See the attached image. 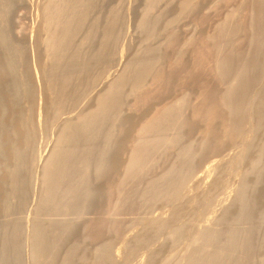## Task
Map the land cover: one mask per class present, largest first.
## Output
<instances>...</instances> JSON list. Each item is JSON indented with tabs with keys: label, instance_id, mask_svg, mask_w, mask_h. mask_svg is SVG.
Listing matches in <instances>:
<instances>
[{
	"label": "bare ground",
	"instance_id": "6f19581e",
	"mask_svg": "<svg viewBox=\"0 0 264 264\" xmlns=\"http://www.w3.org/2000/svg\"><path fill=\"white\" fill-rule=\"evenodd\" d=\"M36 1H37V7H36L37 15L36 16L39 15V17H40V19L38 21V25H40V29L43 31V34L39 33L40 34L39 36H40V38L42 37V39L45 43V52L47 54L46 57H47V60L49 61V62H47L48 64L46 63L47 66L43 67L40 70L41 75H42V79L46 80V84L44 86L43 93L45 94L44 95V97H45L46 95H50L52 93L54 94V92L56 95V93L58 91L59 98H58V100L55 99L54 101L59 102L60 99L65 97V94H66V97L69 94V93H66L67 92L66 89H68V87H69L68 85H70L71 82L74 84V81L79 78L78 75H76L77 73L80 74V71L81 72L85 71L84 69H87V67L90 66L92 63L95 64V63L100 62L102 60L105 61V59L108 58L107 57L108 55L106 54L107 48L105 49V47H106L105 42H106V39L109 41L113 38L114 31L112 28H114L115 26L112 24H115L114 22L116 21L117 14H119V12L121 11L120 10L121 9L120 3L117 2V4H115L114 6H110L109 8L107 7L108 15L109 14L112 15V20H111L112 24H111V22H109V25L106 23L109 27H106V30L104 29L102 31L103 32L102 33V38H103L102 40L105 41L104 42L105 44L100 45L92 53L89 52L90 54H88L87 52H82L80 50V47H82L86 43H89L92 40V38H95L93 36H94V34L96 35L95 32H98V31L90 28L88 30V32L86 33L85 38L83 37L84 40L83 41L79 40L80 44L81 45L83 44L82 46L80 45L79 47H77V45L75 44L76 43L75 38H76V35L78 34V33L76 34L75 31H77L76 29H79L78 27H80L81 25L83 26V24H85V23H83L84 21L87 20V18H86V20H84L85 15L86 16H88V14L90 15V13L92 11H94V9H96L97 5H100L101 8L103 7L101 5V3H98L97 2L98 0H39V1L36 0ZM256 1L259 3L257 5V8H263L264 9V0H256ZM11 2H10V0H0V13H2L8 7L9 3L12 4ZM147 2H148L147 6L145 5L146 9H144V11H145L144 15L141 14L142 18H140L141 20L138 22H140L139 26L141 27V29H143L142 27H144L145 30L147 29L148 34L146 36L148 39H150V38H153L154 36L157 35V26H158V20H159V18H157V17L152 18L150 14L154 11V9L156 8L155 6L158 5V2H160V0H148ZM242 2H243V0H242ZM241 3H240V5H241ZM196 6H197L196 0H180V2L178 3V6H177L178 7L177 11L180 14H186V13H189L191 11L193 12V10L196 9ZM122 7H123V5H122ZM239 8H241V7L239 6ZM104 9H105V7H104ZM104 9L102 8V11ZM256 10L257 9L251 10L252 12L248 11V13H250V19H249V25H250L249 28L250 29H252V25H254V26L257 25L255 23H252V16L254 14H257ZM232 11L237 12V10H232ZM178 12H177V14H179ZM234 12L230 13V15L228 14V17L234 16ZM3 14H5V13L3 12ZM235 14H237V13H235ZM111 15H110V17H111ZM0 16L2 17V15H0ZM78 16H80V17H78ZM243 16H244V14H243ZM247 16H248V14H247ZM228 17H224V18L226 19ZM81 18H83V20ZM5 19H6V17H5ZM232 20H233V18L231 19V21ZM243 21H244V19H243ZM94 22H95V20H94ZM260 24L264 25V17L260 20ZM260 24H258V25H260ZM230 25L227 24V22H225V20H224L223 23H220L217 26L215 33H211L212 35L209 34L206 37V40L208 42L207 44L211 47V49L213 51L212 56L214 58L213 62H212L213 59L212 58H211L212 60L210 59V61H211L210 63H212V65L211 64L209 65L208 63L207 64L210 67H214V69L211 68L213 71L207 67L208 65L206 66V64H205L206 62H208L207 60H209V58L206 57L208 52H206V55H205L207 60L205 57L203 58V56H202L203 59H201V60H204V59L206 60V62H204V63L202 62L203 64H205L204 67L205 68L207 67L208 69H210V71L213 72V73L212 72L211 73L213 75H215L214 77L217 76V80L222 84V89H219L216 87L217 91H214L212 93L210 91V89L213 86H211V88H210L209 87L210 85L207 84V87H209L208 88L209 93H208L207 90L202 91V89H201L203 86L202 85V86H200V91L197 93L195 101H192L191 103H189L191 100H189V102H188L189 97H187V95H185L183 93L184 94L183 96L178 97L175 100H170V101L163 102V103L157 102L156 105L159 107H156L155 110L152 111V113L143 116V118L139 121L137 127L135 128L133 139L131 141V146L126 153L125 161L122 163V172H121L120 176L117 177L118 179L115 182H113V183L111 182L110 184H107V185H109V195L112 196L115 194L114 199H112L113 200V204L111 205L112 207L109 206L104 212V216L108 217L109 221H105L102 219L101 224H98L96 226L93 225V221L91 219H89V220L85 219L86 217L84 216V212L87 210L86 208L89 209L88 205L91 204L90 200H92L93 198L95 200V197H94L95 193L93 192V190L91 188V182H92L91 177H92V175H93L94 179L99 178V177H103V175L106 173V171L109 170V168L111 166L110 165L111 164L110 159H111L115 149L118 148L117 137L119 136V138H120L121 134H123V132H124L123 127L127 121V117H126L127 115L125 114V111L128 109L129 110L133 109V107L138 108L139 106H137V104L140 105L141 103H145L144 99L147 97L149 99L147 98L146 101L147 100L151 101L150 95L153 94L152 92H155L157 89H158L157 92L158 91L160 92L159 87H161V89L163 88L162 82H164V80H166V78L159 75V71L157 70V67H158L160 60H161V54L157 50V48L154 46L153 47L146 46L145 49L141 53L135 54L131 59L128 58L129 60H127V63H123L125 65V66H123V69L121 68L122 70L119 71L117 75H115L114 77H112L110 80H108L106 82L107 83L106 87L104 89L102 88L103 91L96 93L95 104H93L94 106L91 107L90 110H88L85 113H80L77 116L75 122H73L74 120L73 121L71 119L69 120V118L64 121L63 125L60 126V128L57 131V134L55 136V144L52 147L51 152H49V155L47 156V158L43 162L41 173H40V176L38 177L39 178L38 181L40 182V184H39L40 188L37 191V197L35 198L36 201L34 200L35 203H34L33 207L35 208L36 212L47 211V210L49 212H50V210L61 211V209H63V208L67 209V210L70 209L71 211L73 209H75L76 211L75 210H73V211L77 212L78 215L76 214L75 218H67V219H65L66 218L65 217V218H61V219L52 218V219L44 220L45 218L38 219L36 217H31L28 220V223L32 222L31 226L29 227L30 231L28 233V236H29L28 241L31 244V247H30L31 248V263L30 264H42L43 263L42 257L47 256L48 254L46 255V252L49 253V251H53V252L52 253L50 252V254L47 258L49 260L47 262H45L46 259L43 260L45 262L43 264H51L50 261L54 262V264H55V261H56V264H76V262H79L80 260L81 261L85 260V264H86V261L89 262L88 258H86L85 255H82L83 253L82 254L79 253L81 244H79V243L69 244L67 246V249H65L66 251H64V253L61 251V254L63 253L62 255L58 254L59 251L61 250L59 247L64 248L65 245L68 244L67 237L72 236L71 234L75 231V229L77 228V225L81 223L80 222L81 220L83 222L85 221L82 224H84V226L88 227V229H89L88 233H87L88 236L91 237V239H94L96 241L98 239H100V240L102 239L100 236H101V234L103 236V232H104L103 230H105V229H106V231H108L109 234L110 233L112 235L118 234V231H119V229H121L120 227H121V224L123 222L121 223V221L119 220L120 217L118 218L117 216H119V214H121L122 210L126 209L129 205H130V208L132 206H134V205H132V202H131L133 199L130 200V198L137 193V192L136 193L134 192L135 193L134 195L130 194L132 196L129 198L127 195L129 193H131L132 190L130 191V188H128L129 185L126 186V184L134 183V182H136V180H139L142 176H144V174L142 172L147 168L148 165H150L151 157L152 156L154 157V154H156V152L160 151V149L163 148L166 151H168V149L170 147H172V146L175 147V146L179 145L182 142V136H183L182 131H183V129L187 126H190V125L192 126V123L201 124L199 143L195 146H194L193 142H188L186 144L182 143L180 145V147H178L179 149L176 152L177 155H176V158L174 159L175 161L173 163H171L166 168V170L160 176H158V178L154 177V179L151 178V179L147 180L146 186L144 187V189L137 185L139 188L143 189L142 191L139 190L140 192L137 193V197H141L143 199V200L141 199L142 202L144 201L147 206H150L154 203H157V201L159 202L160 200H164L166 202L167 201H181V200L185 199V197H187V199H190L192 202L194 201L196 203L198 202V203L202 204V207H209V205L211 203L210 201H212V203H213L215 200V199L211 200L212 198L210 195V193H211L210 186H214L218 182H216V184H215V182L212 181V184H210V182H209L211 180L210 179L208 181L209 182L208 183L206 181L208 179L203 176L204 173H205V175L208 173H210L212 175L211 172L218 170V169H220L221 172L228 171L226 169H231V168L233 170V169H235V168H233V166H234L233 164H235L234 163L235 159H236V161H238V160L244 161L245 159H247L251 163V168H252V165L254 164V166L256 167V170H257L255 179L258 180L257 184H259L260 178L263 175L262 174L263 173L262 172L263 171L262 170V168H263L262 163H264L263 162L264 161V143L262 142V144L260 145V148L258 147L259 148V152H258L259 156L257 157V159H255V160H252V158L248 159V157H246V155H248L247 152L252 147L250 144L251 143L250 139L252 137V133L249 132L250 128L255 127L256 130L257 129L259 130L260 127H262V126L264 127V124H263L264 123V115H263L264 110H262L263 103H264V100H263L264 97L259 95V93H255L252 96V92H250L251 85H252V75H251L252 67L244 65L243 57L241 56L242 53L240 55L239 52H237L236 50L233 49L234 47L232 48V46H228V44H232L233 36H235V34L237 33V29L239 30L238 27H234V25L231 27ZM236 25H237V23H236ZM52 26H53V28H52ZM58 26L60 27L59 33L57 32V30H59L57 28ZM164 26H166V25H164ZM245 26H246V24H245ZM75 27H77V28H75ZM90 27H93V25H91ZM55 28H56L55 31L57 33L54 31ZM107 28H109V29H107ZM2 29H4V28H2ZM38 32H39V30H38ZM1 33H3V32H1ZM207 34H208V32H207ZM192 36H190V37L192 38ZM168 40H169V38H168ZM190 40H188L189 44L191 42H193V40L192 41H190ZM81 41H82V43H81ZM186 43H185V45H186ZM188 43H187V45H188ZM203 43H201V44H203ZM193 44H194V42H193ZM204 44H206V43H204ZM105 50H106V53H105ZM196 50L199 51L198 48H196ZM200 50H202V48ZM203 50H204V48H203ZM197 51H196V53L201 52V51H199V52H197ZM108 52H111V51H108ZM126 52H128V51H126ZM204 52H205V50H204ZM121 53L123 54L122 49H121ZM162 55H163V53H162ZM201 55L199 57H201ZM210 56H211V54H210ZM199 57H198V59H199ZM62 61L66 62L67 66L71 70L74 71V72L72 71V74H70V72L67 74L58 73L59 72L58 69L61 66L63 67V65H61ZM176 61H178V60H176ZM199 63H201V62H199ZM199 63H195V64L197 65ZM201 64H199L197 67H199ZM168 67H169V65H168ZM197 69H199V68H197ZM201 69H203V68H201ZM62 70L63 69L61 68V71ZM169 73H170V71H169ZM57 74H60V75L58 76ZM104 74H105V72H104ZM51 76L52 77L57 76V78H56L57 82L56 83L51 82ZM170 76L171 75H169V77ZM54 78H52L53 81L55 80ZM108 79H109V77H108ZM90 80H87L88 84L91 83V85L95 87V85H97V83H99L102 79L100 77H98V78H93V79L91 78ZM75 82L79 83L78 80ZM87 82H85V84ZM148 82H149V84H148ZM165 83L166 82H164V84ZM88 84H86V86ZM103 84L105 85V83H103ZM104 85H103V87H104ZM89 86H90V84H89ZM65 87H67V88L65 89ZM207 87L204 86L203 88L207 89ZM162 90H161V92H162ZM211 90L213 91L214 88H212ZM68 91H69V89H68ZM210 92H211V94H210ZM156 94L157 93H155V95H154L155 98H156ZM66 97L64 98L65 100L68 99V97L67 98ZM142 100H143V102L138 103L139 101H142ZM196 100H198V101H196ZM56 102H54V104ZM55 106L58 109H59V107H61V106H57V105H55ZM143 106H146V105H143ZM154 106H155V104H154ZM5 107L6 106H3L1 108L0 113H3L6 111ZM29 108H31V106ZM188 108L190 109L189 114L186 113ZM40 116L42 117L41 114H40ZM51 122H52V120H51ZM27 126L22 125V127H20V129L22 128V131H24L26 133L27 130L29 129V128L27 129ZM18 130H16V132ZM250 131H252V130H250ZM169 132H172L173 135H168ZM18 133H20V131ZM82 133L83 134H87V133L89 134L90 133L89 134L90 135L89 141L86 142L88 148H87V150L83 149L84 150L83 151L81 149L82 150L81 152H77L75 147H73L72 143H75V141L78 140V138L76 136H78L79 134H82ZM80 136L82 137V135H80ZM75 137L77 140L75 139ZM74 139H75V141H74ZM72 141H74V142H72ZM84 141H86V139L85 140L83 139V144H82L83 146H84ZM236 141L239 142L238 145L240 146V148L238 147L239 150L238 151L236 150V153L234 152V153H231L228 155L224 154L225 156H223L219 152V155L221 157L218 156L219 158L212 159L210 162H208V165L205 167L204 172L203 173L201 172L200 175L199 174L197 175V177L195 178L196 182L200 181V182H198L199 185L200 184L202 185V183H203L202 181H204V183H205L204 188L201 191L199 190L200 192L198 190L196 191L199 193L190 195L188 193L182 194L180 192L181 187L184 186L183 184L187 179V175L190 176V173L192 172L191 168L193 166H196L195 163L199 161L198 157L199 156L201 157V155H202L201 153L203 151H205V150L212 151V152L216 151L218 153V151H219L218 149H220L224 144H226V143H234L235 144V143H237ZM25 144L26 143L23 142V146ZM21 145H19V146L15 145V144L12 145V147L15 148V150H13V152H14L13 155L16 156L17 161H19V162H20L21 158L24 156L23 153H25V152H23L25 149L23 150V146H21ZM252 148H254V147H252ZM225 149H227V148H224L223 150H225ZM257 151H258V149H257ZM160 154H161L160 155V157H161L162 153L160 152ZM158 155H159V152H158ZM163 155L165 156V152L163 153ZM197 158H198V160L195 161ZM160 160H161V158H160ZM154 161H156V160H154ZM6 162H4V163H6ZM230 164H232L233 166H231V168L227 167V165H230ZM224 167L226 169H223ZM237 167L238 166L236 165L235 170H237ZM18 168L20 169L21 167L15 166V168H11L9 170L6 169L7 172L5 171V174H7L9 177L10 176L12 177L11 179L13 180V183L11 182V184H12V186L14 184L13 187L15 188L16 191L21 190V187L19 186L21 183L19 184L18 177H17L18 170H19ZM194 168H192V169H194ZM147 170H145V171H147ZM252 171H254V170H252ZM215 172L213 173V175L216 174ZM238 172H240V171H238ZM232 173H235V172L233 171ZM248 173L249 172L247 170L242 172V177H240V178H242V179H240L241 183L239 184L240 181L237 183V184H239V186L236 185V187L237 186L238 187H237V189L235 188V190H236L235 194L232 193L234 196L232 197L233 200L230 203V205L228 203H227L228 205H225L226 202L224 201V199H222V201H220L221 198H223V196L222 197L220 196L221 198L218 197V200L220 199L219 202H221L220 204H222V202L224 201V206L222 207V210H220L221 213L219 215L215 214V216L207 217V219L205 218L206 222H204V224L197 225L198 227H196V231H195L197 236L193 237L192 248L190 249V251L188 252V255H187V264H254L252 262V251H253L252 247L254 248L253 239H252V233H253L252 230L254 231L255 227L252 229V225L247 226V227H243L245 225H243V226L234 225V223H236V224L241 223L242 224V223H248V222L252 221L251 220V218H252L251 209L253 208L252 207V205H253L252 204V200H253L252 198L253 197L251 198V196L249 195L250 192L248 193V184H250V183L248 181H247L248 183L245 181V178L248 177V175H249ZM250 173H251V171H250ZM108 174L109 175H107V177H106L107 179L110 176V173H108ZM236 174H237V172H236ZM213 177H215V176H213ZM188 178H190V177H188ZM205 178H206V180H204ZM216 178H218V177H216ZM220 178H221V176H220ZM221 180L224 181L222 178H221ZM221 180H219V182ZM38 181H37V183H38ZM98 181H100V179ZM225 181L227 182V180H225ZM227 183H229V182H227ZM94 184H96V183H94ZM139 184H141V183H139ZM196 185H197V183H196ZM222 185H223V183H222ZM222 185L220 184L221 187H222ZM133 186H134V184H132V187ZM216 186L215 187L218 188V185H216ZM228 186L230 189V184ZM126 187L129 189V191H130L129 193H127L128 190L126 189ZM233 187H235V186H233ZM254 187H255V185H254ZM223 188H224V190L225 189L227 190V188H225V187H223ZM134 189H136V188L134 187ZM134 189H133V191H134ZM222 189L219 192V194L221 192L223 193ZM233 190H234V188H233ZM22 191H23V189H22ZM215 191H217V189ZM225 195H227V193ZM229 195H231V194L229 193ZM19 199H21V198H19ZM227 199L229 200V198H227ZM17 200H18V198H17ZM94 200H92V202H94ZM135 201L136 200L134 199V202ZM184 201H182V202H184ZM89 202H90V204H87ZM234 202H237L239 205H238V207L234 213V216H233V225H230L227 229H223V230L220 229L221 228L220 226H219L220 228L219 227L218 228L213 227L212 223L213 224L221 223V221H223L226 218L227 214H229V211L231 209L230 206ZM253 202H254V200H253ZM136 203H137V201H136ZM168 204H170V203L168 202ZM192 204L194 206V203H192ZM135 205H137V204H135ZM140 205H142V204H140ZM253 206H255V204ZM216 207H218V206H216ZM130 208H128V209L130 210ZM138 209H139V207H138ZM6 210H8V209H6ZM9 210H10V208H9ZM172 210H171V212H169V214L167 216H165V215L163 216V214L161 213V215L155 214L154 216L143 218V226L141 229H146V232H148L147 230H152L155 233H157V232L160 233V231H162L164 229H166V230L169 229L168 238L170 241H175V239L182 232H184L183 230L185 229V227L181 223H178L177 225L171 226V221L174 218H176V215H177L176 211H175L176 209L174 211H172ZM213 210H215V209H213ZM31 212H33L32 215H34V216L37 214V213L34 214L35 213L34 209ZM68 212H69V210H68ZM86 212H88V211H86ZM214 212L215 211H213V213ZM47 213L48 212H46V214ZM63 213H62V215H63ZM65 214H66V212L64 213V215ZM69 214H70V212H69ZM259 214H260V212H259ZM39 215H41V214H39ZM41 216H43V215H41ZM101 216H103V215H101ZM89 217H91V216H89ZM26 220H27V218H26ZM209 221H210V223L212 221V223L209 224ZM224 222H226V220ZM23 224H25V223H23ZM251 224H252V222H251ZM104 226H105V229H104ZM221 226H223V225H221ZM85 227H84V229H85ZM13 229H14V227H13ZM187 230H189V229L187 228ZM187 230L185 232H187ZM130 231H133V230H130ZM48 234H50V235H48ZM182 234H184V233H182ZM126 235H127V233H126ZM128 235H127V237H125V236L122 237L123 239L121 238L123 240L122 245L117 249H114L112 247V243H111V241H109L110 240L109 238H108L109 240L103 241L102 243L101 242L97 243L94 241L95 244H97V245L93 250V255L91 253V255L93 257L90 256L92 259L90 260L89 264H131L133 262L132 261V258L134 257L133 255H135L134 253L137 251L138 247L140 248L142 245H147V248H146L147 257H145L146 258L145 261H140L139 264H152L154 257H155L154 253H153L154 248L149 247L151 242H152V236L150 235L151 237H147V236H145V234H143L141 232H137L135 234V231H134V234L132 232V235L131 234H130V236H128ZM105 237H107V236H105ZM26 238H28V237H26ZM86 239H89V238H86ZM91 239H89V240H91ZM65 241L67 242V244L65 243ZM91 242H92V240H91ZM25 243H26V241H25ZM63 243H65V245ZM4 244H6V243H4ZM62 244L64 246H61ZM153 245H155V244H153ZM13 246H10V247H13ZM259 246H261L260 248H262V244ZM4 248H5V246H4ZM141 248H143V246ZM58 249H60V250L57 251ZM11 250H13V249H11ZM179 250H180V248H179ZM9 254H11V252H9L8 255ZM56 254H58L61 257L58 256L59 257L58 258L56 256ZM6 255H5V252H2L0 254V263L3 261V263H1V264H18V261L20 262L19 258L17 261L13 257L8 258L7 257L8 255L7 256ZM10 256H12V254ZM75 259H77L78 261H75ZM254 261H255V259H254ZM261 262H262V264H264V258L261 259ZM83 263H84V261H83ZM174 263H172L171 260H169L165 264H174Z\"/></svg>",
	"mask_w": 264,
	"mask_h": 264
},
{
	"label": "rangeland",
	"instance_id": "374dc122",
	"mask_svg": "<svg viewBox=\"0 0 264 264\" xmlns=\"http://www.w3.org/2000/svg\"><path fill=\"white\" fill-rule=\"evenodd\" d=\"M147 1L148 0H121V1L120 0H98L97 2L101 3V5L103 6L102 8L104 9V7H105V9L102 11L101 6L97 5L96 9H94V11H92L90 13V15L88 14V16H86V15L84 16L85 18L83 17L84 20H86V18H87V20L83 22V23H85V24H83V26L81 25L80 27H78L79 29H76L78 32L77 31H75V32H76V34L77 33L78 34L76 35V38H75L76 39L75 44L77 45V47H79L81 45L79 40L83 41L84 40L83 37L85 38V35L88 32V30L90 28L94 29V30L98 31V32H95L96 35L94 34V36H93L95 38H92V40L89 43H86L85 45L82 44L83 46L81 45L82 47H80V50L82 52H87L88 54H90L94 50H96L100 45L106 43L105 49L107 48V53H106V50H105V53L108 55L107 56L108 58H106L105 61L102 60V61L97 62L95 64L92 63L90 66L87 67V69H84L85 71H83V72L80 71V74L77 73L76 75H78V77H79L77 79L79 81V83L75 82V81H77V80H75L74 84L72 82L70 83L71 86L68 85L69 86L68 87L66 85L69 89V91H68V89H66L67 87H65V89L67 91L66 93H69L70 95L68 94L67 95L68 99L65 100L64 99L66 97V94H65V97L60 99L59 102L54 101L55 99L58 100V98H59L58 91H57L56 95H55V92H54V94L52 93L50 95H46L45 96L46 98L44 97L45 94L43 93L44 86L46 84V80L42 79V75H41L40 70L43 67H46L48 64L47 62H49V61L47 60V57H46L47 54L45 52V43H44L42 37L40 38V36H39L40 34H43V31L40 29V25H38V21H39L40 17H39V15L36 16L37 15V13H36L37 1L36 0H10V2L12 4L9 3L8 7L3 11L5 14H3V12L0 13V15H2V17L0 16V35H1L0 36V110L3 106H6L5 107L6 111L3 113H0V254L2 252H5V255L6 254L8 255V253L11 252L12 256H10L11 254H9L8 256L6 255V256L8 258L13 257L17 261L19 258L20 262L18 261V264H30L31 263V248H30L31 244L28 241V239H29L28 233L30 231L29 227L32 224V222L28 223V220L31 217H36L38 219L45 218L44 220L52 219V218L61 219V218L66 217L65 219H67V218H75L76 217L77 212L73 211L75 209H73L72 211L70 209H68L71 215L69 214L68 210L64 209V208L61 209V211L50 210V212H49L47 210V211L36 212L33 205L36 201L35 198L37 197V191L40 188V185H39L40 182L38 181L39 180L38 177L40 176L44 160L47 158V156L49 155V152H51V149L55 144V136H56L57 131L60 128V126H62L64 121L67 120L68 118H69V120L71 119L72 121L74 120L73 122H75L77 116L80 113H85L88 110H90L91 107L94 106L93 104H95L96 93L103 91L102 88L104 89L106 87V84H107L106 82L108 80H110L112 77H114L115 75H117L118 72L123 69V66H125L123 63H127V60H129L128 58L131 59L135 54L141 53L145 49L146 46L156 47L157 50L161 54V60H160V63L157 67V70L159 71V75L166 78V80H164V82H166L165 83L166 85L164 84V82H162L163 84L162 83L161 84H162L163 90L161 89V87H159L160 92L159 91L157 92V90H158L157 89L155 92H152L153 94L151 93L152 94V95H150L151 97L149 96L151 101L150 100L146 101V99L148 98L147 97L144 99L145 103H141L142 105L137 104V106H139L138 108L133 107V109H130V110L128 109L125 111V114L127 115L126 116L127 121L123 127V129H124L123 134H121L120 138H119V136L117 137L118 148L115 149V151H114V153L110 159L111 160V164H110L111 166H110L109 170L106 171V173L103 175V177H99V178L94 179V177L92 175V177H91V179H92L91 188L96 195L94 194L95 200H94V198L92 199V200H94V202H92V200H90L91 204H90V202L87 203L90 205H88L89 209L88 208H86L87 210L85 209L88 212H86V211L84 212V216L86 217V218L85 217L84 218L88 219V220L91 219L93 221V225H95V226L98 224H101L102 219L105 221H109V218L104 216V212L109 206H111L113 204L112 199H114L115 194L112 195L113 197L109 195V185H107V184H110L111 182L112 183L115 182L118 179L117 177L120 176V174L122 172V163L125 161L126 153L131 146V141L133 139L135 128L137 127L139 121L143 118V116L152 113V111H154L156 107H159L156 105L157 102L163 103V102H167L170 100H175L178 97L183 96L184 94L187 95V97H189L188 102H189V100H191L189 103H191L192 101H195L197 93L200 91V86H202V85H203L201 88L202 91L207 90L208 93H209L208 88L209 87L211 88V86H213L212 88H214L213 91L211 90L212 88L210 89V91L212 93L214 91H217V88L222 89V84L217 80V76L214 77L215 75L212 74L213 73L212 69H214V67L209 66L210 64L212 65V63H210L211 62L210 59L212 58L213 60L212 59L211 60L213 62L214 58L212 56L213 51H212L211 47L207 44L208 42L206 40V37H207V35H209L211 33H215L217 26L220 23H223L224 20H225V22H227V24H229V25L231 24L230 25L231 27L234 25V27H238L240 30L239 31L237 29V33L235 34V36H233L232 44H228V46H232V48L234 47L233 49L236 50L237 52H239L240 55L242 53L241 56L243 57L244 65L252 67V73H251V75H252L251 90L252 91L250 90V92H252V96L255 93H259V95L264 97V25L260 24V20L264 17V9L263 8H257V5L259 3L256 0H243V2H242V0H196L197 1L196 9L193 10V12L191 11V12L186 13V14H180L177 11L178 10L177 6H178V3L180 2V0H160V2H158V5L155 6L156 8L154 9V11L150 14L152 18L153 17L159 18L158 26H157V35L154 36L153 38H150V39H148L146 36L148 34L147 29L145 30L144 27H142L143 29H141V27L139 26L140 22H138L141 20L140 18H142V15H144V12H145L144 9H146L147 3H148ZM117 2L120 3V8H121L120 10L121 11L119 12V14H117L116 21L114 22L115 24H112V22H111L112 15L111 14L108 15L107 7L109 8L110 6H114L115 4H117ZM240 3H241V5H240ZM121 4L123 5V7ZM238 5L241 8H239ZM255 9H257L256 10L257 14H254V15L252 14L253 15L252 16V23H255L257 25L256 26L252 25V29H250L249 28L250 27V25H249L250 13H248V11L252 12L251 10H255ZM232 10H237V12H234ZM177 12L179 14H177ZM232 12H234V16L228 17V14L230 15V13H232ZM235 13H237V14H235ZM243 14H244V16H243ZM247 14H248V16H247ZM110 15H111V17H110ZM5 17H6V19H5ZM78 17H80V16H78ZM224 17H228V18L225 19ZM83 18H81V19L83 20ZM232 18H233V20H232L233 22L231 21ZM243 19H244V21H243ZM94 20L97 24L94 22ZM109 22H111V24L115 26L114 28H112L114 31V33H113L114 35H113V38L111 40L108 41L106 39V42H105L102 40L103 39L102 38V33H103L102 31L104 29L106 30V27H109L108 26ZM236 23H237V25H236ZM245 24H246V26H245ZM258 24H260V25H258ZM91 25H93V27H90ZM164 25H166V26H164ZM2 28H4V29H2ZM52 28H53V26H52ZM57 28L59 29L60 27L58 26ZM75 28H77V27H75ZM107 29H109V28H107ZM38 30H39V32H38ZM55 30H56V28L54 29V31ZM59 31H60V29L57 30L58 33H59ZM1 32H3V33H1ZM207 32H208V34H207ZM190 36H192L193 39ZM168 38H169V40H168ZM188 40H190V41L193 40L195 45L193 44V42H191L189 44ZM82 41H81V43H82ZM186 42L188 43V45ZM203 42L206 44H204ZM185 43H186V45H185ZM201 43H203V44H201ZM196 48H198V50L201 52L197 51ZM201 48H202V50H200ZM203 48H204L205 52H204ZM121 49L123 50V54L121 53ZM194 49L197 52H199L200 54L196 53V51ZM108 51H111V52H108ZM126 51H128V52H126ZM206 52H208L206 57L209 58V60H207V58L205 57ZM162 53H163V55H162ZM210 54H211V56H210ZM200 55H201V57H199ZM202 56H203V58L205 57L208 62H206L205 59L201 60V59H203ZM198 57H199V59H198ZM176 60H178L179 62ZM194 62L195 63L206 62L205 63L206 66L209 64L207 67L210 69L212 68L211 69L212 71H210V69H208L207 67L205 68L204 67L205 64L199 63L201 65L199 67H197L199 64L196 65ZM61 65H63L64 68L61 66L58 69V71H59L58 73L67 74L70 72V74H72L73 70H71L67 66L66 62L62 61ZM168 65H169V67H168ZM61 68L63 69L62 71H61ZM197 68H199V69H197ZM201 68H203V69H201ZM169 71H170V73H169ZM104 72H105V74H104ZM57 75L59 76L60 74H57ZM169 75H171V76L169 77ZM88 77L90 79L100 77L102 79L100 81L102 84L99 82L94 87L91 85V83H89L90 84V86H89L87 80H90V79ZM108 77H109V79H108ZM52 78L55 79L54 80L55 82L53 81ZM56 78H57V76H53V77L51 76V82L56 83L57 82ZM85 82H87L86 83V84H88L87 86H86ZM103 83H105V85ZM148 84H149V82H148ZM207 84L210 86L207 87ZM103 85H104V87H103ZM204 86L207 87V89L203 88ZM161 90H162V92H161ZM211 92H210V94H211ZM155 93H157L156 98L154 97ZM263 100H264V98H263ZM196 101H198V100H196ZM54 102H56V103L54 104ZM140 102H143V100L139 101L138 103H140ZM154 104H155V106H154ZM55 105L61 106V107H59V109H58ZM143 105H146V106H143ZM30 106H31V108H29ZM262 110H264V103H263ZM189 112H190V109L188 108L186 113L189 114ZM40 114L42 115V117L40 116ZM263 115H264V113H263ZM51 120H52V122H51ZM22 125H24V126L28 125L27 129L28 128L29 129L27 130L26 133L24 131H22V128L20 129V127H22ZM200 126H201V124H199V123H192V126L190 125V126L185 127L182 131L183 132L182 133V135H183L182 136V142L179 145H177L175 147L174 146L170 147L168 149V151H166L165 149L162 148L163 150L160 149V151H158L159 155H158V152H156V154H154V157L152 156L154 159L151 157V160H150L151 163L145 169V170L148 169L149 171L147 170L148 171L147 172L144 170L142 172L144 174V176L145 177L147 176V177L145 178L144 176H142L139 180H136V182L126 184V186L129 185L128 188H130V191L131 190L133 191L134 187L136 188V189H134L133 192L131 191V193H129L130 191L126 187V189L128 190L127 193H129L127 196L130 198L136 192L138 193V192L142 191L144 189V187L146 186L147 180H149L151 178L154 179V177L158 178V176H160L166 170V168L171 163H173L175 161L174 159L176 158V155H177L176 152L179 149L178 147H180V145L182 143L186 144L188 142H193L194 146L197 145L199 143V140H200V130H201ZM254 128L255 127L250 128V130H252V131L249 130V132L252 133V137L250 139V142H251L250 144L254 148L251 147L248 151L249 153L247 152L248 155H246V157H248V159L252 158V160L257 159V157L259 156L258 152H259L260 145L262 144V142L264 143V130H263L264 127L263 126L260 127L261 129L259 128V130L258 129L256 130V128L255 129ZM16 130H18V131L16 132ZM19 131L21 134L18 133ZM87 134H83V133L79 134L78 136H76L78 138V140L75 137V139L77 140V141H75V139H74L76 144L75 143H72V144H73V147H75L77 152H81L83 149L87 150L88 147H87L86 142L89 141V138H90L89 134L90 133L88 135ZM80 135H82V137ZM168 135H173V133L169 132ZM83 139L84 140L86 139V141H84V146L82 145ZM74 141H72V142H74ZM23 142L26 143L25 144L26 146L25 145L23 146ZM14 144L17 146L22 144L21 146H23V150L25 149L23 151V152H25V153H23L24 156L21 158L20 162L17 161L16 156L13 155L14 154L13 150H15V148H13L12 145H14ZM235 144L234 143L224 144L220 148L221 150L218 149L219 150L218 153L216 151L215 152L214 151L213 152L207 151V150L203 151L201 153L202 154L201 157L200 156L198 157L199 163L194 162L196 166L192 167V168L195 167L197 170L195 168L194 169L191 168L192 172L190 171L191 172L190 176L187 175V179L183 184L184 186L181 187L180 192L182 194L188 193L190 195L199 193L204 188L205 183H204V181H202L203 182V183L201 182L202 185L201 184L199 185L198 182H200V181L196 182V180H195L197 175L198 174L200 175L201 172L202 173L204 172V169L208 165V162H210L212 159H215V158L217 159V158L221 157L219 155V152L223 156H225L224 154L228 155V154H231L234 152L236 153V150L238 151L240 146L238 145L239 142H237ZM224 148H227V149L223 150ZM257 149H258V151H257ZM160 152L162 153L161 157H160V155H161ZM164 152H165V156L163 155ZM160 158H161V160H160ZM198 158L195 161H197ZM154 160H156V161H154ZM241 161L242 160L236 161V159L234 161V163L239 167V168L237 167V170H235L236 169L235 164H233L235 167L232 164H230V165H227V167L231 168V166H233V168H235V169H233V170H232V168L226 169L224 167L223 169H226L228 171L224 170L225 172H221V170L218 169V170H215L216 172L212 171L211 172L212 175L210 173L205 175V173H204L203 176L208 179V180H206V178H205L204 180H206L208 182L211 179L209 181L210 184H212V181L215 182V184H216V182H218L216 184V185H218V188H216L217 187L216 185L210 186V191H211L210 195L212 198L211 200L215 199L213 203H212V201H210L212 203V204L210 203L211 206L209 205V207H202V204H200L198 202L196 203L194 201L192 202L190 199H187V197H185V199H183L181 201H167L166 202L164 200H160L159 202L157 201V203H154L150 206H147L144 201L143 202L141 201V199H142L141 197H137V193H136L134 195L135 197L132 196L130 198V200L133 199L131 202H132V205H134V206L131 205L132 207L130 208V205H129L126 209L122 210L121 214L118 213L119 216H117V217L118 218L120 217L119 220L121 221V223L123 222L121 224V227H120L121 229H119V231L120 230L121 231L120 232L118 231V234H113V235L111 233L109 234L108 231H106L105 226H104L105 230H103L104 231L103 236H102V234L100 236L102 238L101 239L102 241L100 239H98L96 241L94 239H91V237L88 236L87 233H88L89 229H88V227H85L84 224H82L85 221L83 222L81 220L80 221L81 223L77 225V228L71 234L72 236L67 237L68 244H67V242H66L67 240H66L65 243L67 245H65V243H63L65 245V247L64 248L59 247L61 250L58 249L57 251H59V250L60 251H59V253L58 252L57 253L59 255H62L64 253V251H66L65 249H67V246L69 244L79 243V244H81L79 253L80 254L83 253L82 255H85V257L88 258V261L90 262V260L92 259L91 257H93L92 256L93 250L97 245V244H95V242H97V243L101 242L102 243L103 241L110 239L109 241H111L112 247L114 249H117L122 245V241H123L122 237H124V236L127 237L128 234H129L128 236H130V234L132 235V232L134 234V231H135V234L137 232H141V233L145 234V236H147V237L152 236V242L149 246V247L154 248L153 253H154L155 257H154L152 264H165L169 260H171L172 263L175 262L174 264H182V263L187 264V255H188V252L190 251V249L192 248L193 237L197 236V234L195 233L196 227H198L197 225L204 224V222H206L207 217L215 216V214L219 215L221 213L220 210H222V207L224 206V201L226 202L225 205H228V204L230 205V203L233 200V198H232L234 196L233 194H235V191H236L235 188L237 189V187L241 183L240 179H242V178H240V177H242V172L247 170L249 172L248 174L250 176L248 175V177L245 178V181L246 182L248 181L250 183V184H248V193L250 192L251 194L249 193V195L251 196V198L253 197L252 199L254 200V202L252 200V204L253 205L255 204V206L252 205L253 208L251 209V211H252V218H251L252 224H251V222H248V223H242V224L241 223H238V224L234 223V225H241V226L245 225L243 227H247V226L252 225V229L255 227L254 231L252 230V232H253L252 233V239H253V245H254V248L252 247V250H253L252 251V262L254 264H262L261 259L264 258L263 257L264 256V177H263L264 176V169H263L264 163H262V166H263V168H262L263 173L262 174L263 175L260 178L259 184H257L258 180L255 179L257 170H256V167L254 166V164L252 163L253 165L251 168V163L247 159H245L242 162ZM4 162H6V163H4ZM15 166L21 167L20 169L18 168L19 169L18 170L19 175L17 174L19 184L21 183L19 185L21 187L20 191L15 190V188L13 187L14 184L12 186V184H11V182L13 183V180L11 179L12 177L11 176L9 177L7 174H5V171L7 172V170H9V169L15 168ZM252 170H254V171H252ZM233 171L235 173H232ZM238 171H240V172H238ZM250 171H251V173H250ZM195 172L196 173L198 172V173L196 174ZM214 172L216 173L215 175H213ZM236 172H237V174H236ZM108 173H110V176L107 179L106 177H107V175H109ZM213 176H215V177H213ZM220 176L224 181L221 180ZM188 177H190V178H188ZM216 177H218V178H216ZM99 179H100V181H98ZM218 179L221 181L219 182ZM225 180H227V182H229V183H227ZM37 181H38V183H37ZM238 182H239V184H237ZM94 183H96V184H94ZM139 183H141V184H139ZM196 183H197V185H196ZM222 183H223V185H222ZM132 184H134L133 187H132ZM220 184L222 185V187L220 186ZM227 184L228 185L230 184V189H229V186ZM137 185L143 189L139 188ZM236 185H238V186L236 187ZM254 185L256 188L254 187ZM233 186H235V187H233ZM223 187L227 188L228 191L226 189L224 190ZM233 188H234V190H233ZM22 189H23V191H22ZM214 189L215 190L217 189V191H215ZM221 189L223 190V193L221 192L222 194L220 193L221 194L220 195L219 192L221 191ZM197 190L198 191L200 190V191L196 192ZM226 193H227V195H225ZM229 193L231 195H229ZM130 194H132V195H130ZM220 196L221 197L223 196V198H221ZM218 197L221 198V200L219 199L220 201H222V199H224L222 204H220L221 202H219ZM17 198H18V200H17ZM19 198H21V199H19ZM227 198H229V200ZM134 199L137 201V203H136V201L134 202ZM182 201H184V202H182ZM168 202L170 204H168ZM192 203H194V206ZM135 204H137V205H135ZM140 204H142V205H140ZM238 205L239 204L237 202H234L231 204V206H230L231 209L229 211V214H227L226 218L223 221H221V223L213 224L212 223L213 220H212L211 223H212L213 227L218 228L220 226L221 228L220 227L219 228L223 230V229H227L230 225H233V216H234V213H235ZM216 206H218V207H216ZM138 207H139V209H138ZM9 208H10V210H9ZM128 208H130V210ZM6 209H8V210H6ZM33 209L35 211L34 214L37 213L35 216L32 215L33 212H31V211H33ZM213 209H215V210H213ZM171 210L172 211L175 210L176 214H177L176 218H174L175 220L173 219L171 221V226H174V225H177L178 223H181L184 225L186 230H187V228L189 229V230H187V232H185L186 230L184 229L183 230L184 232H182L184 234L181 233L182 235L180 234L176 238L177 240L176 239H175V241L169 240V238H168L169 229H167V230L164 229V230L160 231V233L159 232L155 233L152 230H147L148 232H146V229H141L143 226V218L154 216L155 214L161 215V213L163 214V216L164 215L167 216L169 214V212H171ZM62 211L63 212L65 211L66 214L64 215L65 212L63 213ZM213 211H215V212L213 213ZM46 212H48V213L46 214ZM61 212L63 213V215ZM259 212H260V214H259ZM39 214H41L43 216H41ZM57 214L59 216L60 215L61 216L59 217ZM101 215H103V216H101ZM89 216H91V217H89ZM26 218H27V220H26ZM225 220H226V222H224ZM23 223H25V224H23ZM211 223L209 221V224H211ZM220 224L223 226H221ZM83 226L85 227V229ZM13 227H14V229H13ZM130 230H133V231H130ZM126 233H127V235H126ZM48 235H50V234H48ZM105 236H107V237H105ZM26 237H28V238H26ZM86 238L91 239L92 242H91V240L86 239ZM24 240L26 241V243ZM255 241L256 242L258 241V242L256 243ZM4 243H6V244H4ZM63 244L61 246H64ZM153 244H155V245H153ZM261 244H262V248H260L261 246H259ZM4 246H5V248H4ZM10 246H13V247H10ZM142 246H143V248H141ZM142 246L140 248L138 247V249L140 251L137 249V251L134 253L135 254V255H133L134 259L132 258L133 262L131 264H139L140 261L146 260L145 257H147V254H146L147 245H142ZM179 248H180V250H179ZM11 249H13V250H11ZM61 251L63 252L62 254H61ZM50 252L52 253L53 251H49V253L46 252V255L47 254L48 255L44 256L45 258L42 257L43 260L46 259L45 262H47L49 260L47 258L49 256ZM91 253H92V255H91ZM58 254H56L57 257L59 256ZM59 257H61V256H59ZM254 259H255V261H254ZM43 260H42V262L45 263ZM75 261H78V260L75 259ZM83 261H84V263H83ZM83 261L80 260L79 262H76V264H85V260H83ZM50 262H51V264H54V262H52V261H50ZM89 262L86 261V264L87 263L89 264ZM1 263H3V261ZM55 264H56V261H55Z\"/></svg>",
	"mask_w": 264,
	"mask_h": 264
}]
</instances>
